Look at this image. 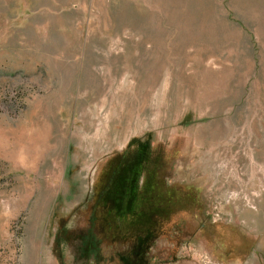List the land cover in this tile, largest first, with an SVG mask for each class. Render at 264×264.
Here are the masks:
<instances>
[{"label": "rangeland", "instance_id": "374dc122", "mask_svg": "<svg viewBox=\"0 0 264 264\" xmlns=\"http://www.w3.org/2000/svg\"><path fill=\"white\" fill-rule=\"evenodd\" d=\"M139 244L264 264V0H0V264Z\"/></svg>", "mask_w": 264, "mask_h": 264}, {"label": "trees", "instance_id": "16d2710c", "mask_svg": "<svg viewBox=\"0 0 264 264\" xmlns=\"http://www.w3.org/2000/svg\"><path fill=\"white\" fill-rule=\"evenodd\" d=\"M124 264H148L146 255L140 244L132 251L131 255L125 259Z\"/></svg>", "mask_w": 264, "mask_h": 264}]
</instances>
